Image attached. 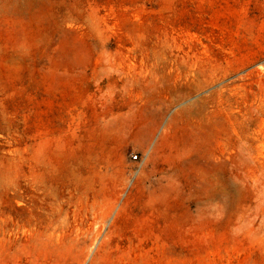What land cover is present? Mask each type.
Wrapping results in <instances>:
<instances>
[{"label":"rangeland","instance_id":"374dc122","mask_svg":"<svg viewBox=\"0 0 264 264\" xmlns=\"http://www.w3.org/2000/svg\"><path fill=\"white\" fill-rule=\"evenodd\" d=\"M0 264H264V0H0Z\"/></svg>","mask_w":264,"mask_h":264},{"label":"built area","instance_id":"2783aa9c","mask_svg":"<svg viewBox=\"0 0 264 264\" xmlns=\"http://www.w3.org/2000/svg\"><path fill=\"white\" fill-rule=\"evenodd\" d=\"M139 160V157L138 156H135L134 157V161H138Z\"/></svg>","mask_w":264,"mask_h":264}]
</instances>
